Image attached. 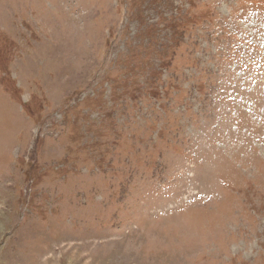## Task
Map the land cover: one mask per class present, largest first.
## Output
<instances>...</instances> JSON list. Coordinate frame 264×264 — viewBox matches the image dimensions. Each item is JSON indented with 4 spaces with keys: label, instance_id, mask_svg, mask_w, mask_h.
Masks as SVG:
<instances>
[{
    "label": "rangeland",
    "instance_id": "1",
    "mask_svg": "<svg viewBox=\"0 0 264 264\" xmlns=\"http://www.w3.org/2000/svg\"><path fill=\"white\" fill-rule=\"evenodd\" d=\"M0 264H264V0H0Z\"/></svg>",
    "mask_w": 264,
    "mask_h": 264
}]
</instances>
